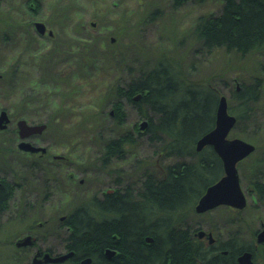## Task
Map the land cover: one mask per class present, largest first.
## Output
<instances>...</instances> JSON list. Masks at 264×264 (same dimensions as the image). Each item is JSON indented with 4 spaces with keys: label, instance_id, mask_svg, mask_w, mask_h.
<instances>
[{
    "label": "rangeland",
    "instance_id": "374dc122",
    "mask_svg": "<svg viewBox=\"0 0 264 264\" xmlns=\"http://www.w3.org/2000/svg\"><path fill=\"white\" fill-rule=\"evenodd\" d=\"M26 2L0 0V71L9 70L6 78H0V108H13L16 101L27 99L30 104L26 111L15 114L11 110L10 114L26 122L48 121L40 139L69 159L66 163L57 162V166L41 165L44 168L41 169V188L44 189V173L48 172L57 175L61 184L54 190L48 207L26 209L22 212L23 218L11 211H0V264H16L15 256L19 254L15 255L12 241L29 227L32 217L40 221L54 220L88 197H100L107 188H122L131 182L135 187L139 171L146 168V165L138 168L140 160L153 163L147 167L157 172L175 160L163 157L157 152V145L143 135L122 159L113 160L107 169L101 166L99 155L104 138L122 131L133 133L134 126L139 127L146 119L126 97H114L111 85L125 86L140 67H150L160 57H165L181 70L184 78L215 82L226 95L227 102L237 83H249L254 76L262 78L264 89V51L245 57L223 48L206 51L194 34V24L200 16L221 12V0L188 1L178 10L171 7L170 0H39L36 18L46 20L45 17L50 16L49 22L57 20L53 26L56 28L52 45L55 49L51 48V42H46L48 47L43 50H38L41 41L31 26L33 14L28 17L30 10ZM66 9L68 15H65ZM156 9L162 13L153 15ZM56 13L57 18L54 17ZM60 13L62 16L58 15ZM117 98L123 103L125 112L122 125H116L109 114L112 101ZM263 105L264 91L261 102L254 107V120L235 122L227 134L228 138H240L255 146L253 153L237 163L246 206L235 210L220 205L204 214L189 210L183 226L197 227L198 222L205 226L203 228H208L209 224L223 226V221L232 219L226 229H215L223 232L239 229L247 236L264 218L261 201H257L251 182L254 176L249 171L252 161L261 159L264 162ZM10 131L0 134V146L15 139ZM23 163V157L10 159L7 171L25 177L28 171L21 168ZM259 169L264 177V163ZM66 173L73 174V179L66 181ZM116 178L121 182L116 183ZM79 179H83L82 182ZM56 225L50 222L41 228L40 235L45 238L38 240L37 246L63 251V242L60 235L55 237V231L64 233ZM25 251V258L30 262L27 254L31 252Z\"/></svg>",
    "mask_w": 264,
    "mask_h": 264
},
{
    "label": "trees",
    "instance_id": "16d2710c",
    "mask_svg": "<svg viewBox=\"0 0 264 264\" xmlns=\"http://www.w3.org/2000/svg\"><path fill=\"white\" fill-rule=\"evenodd\" d=\"M221 1L220 13L200 16L194 24V34L203 48H223L240 57L263 52L264 0ZM237 85L239 88L235 85L229 95L228 111L236 117V123L254 120V107L263 96V80L254 76L251 82ZM110 89L114 97H126L147 123L142 130L135 125L133 133L122 131L104 138L101 166L106 168L113 160L122 159L143 135L157 145L163 157L175 160L159 172L148 169L153 163L140 160L138 168H146L139 171L135 187L131 182L75 205L63 224L71 226L72 235L63 245L65 250H73L74 256L55 264H81L79 260L85 257L91 258L88 264H197L201 254L194 237L197 227L182 223L206 188L223 175L222 161L211 146L196 150V141L214 127L222 92L213 81L184 78L165 57L150 67H140L125 86L116 83ZM136 95L139 97L134 99ZM110 111L113 122L122 125L125 112L120 99L112 101ZM263 163L254 160L249 167L257 201L264 196L258 175ZM115 182L121 181L116 178ZM234 245L235 254L243 249ZM106 249L115 253L108 257ZM15 255L16 264H31L20 250L16 249Z\"/></svg>",
    "mask_w": 264,
    "mask_h": 264
},
{
    "label": "flooded vegetation",
    "instance_id": "af4514ba",
    "mask_svg": "<svg viewBox=\"0 0 264 264\" xmlns=\"http://www.w3.org/2000/svg\"><path fill=\"white\" fill-rule=\"evenodd\" d=\"M188 1H196V0H170V3H171V7L174 10L175 9L178 10L181 5L184 6L186 3H188ZM26 4L30 10L28 13V17L29 16L31 17V15H29L30 13L33 14V18H31L30 20L31 26L33 27L35 34L39 37V40L41 41L38 50H43L44 48H47L48 43L46 42H51V48L55 49V47L52 45L54 44L53 39L56 38V28L53 26L54 24H57V20H53L52 22H49L50 16L45 17L46 20L43 18L40 19L36 18V15H39L38 12L39 0H27ZM157 10L158 9H156L153 12H155L156 14L162 13L160 10L158 11ZM26 14L27 12L25 13L24 16H27ZM68 14H69L68 9H66L65 15ZM58 15L62 16L61 13ZM54 17L57 18V13L54 15ZM39 23L41 24V26H37V24ZM92 23L94 24V22ZM23 26H25V23H23ZM8 71L6 70L0 71V78L2 79L6 78L5 75L8 74L7 73ZM236 88L237 89L239 88L237 84H236ZM21 100L22 102L20 103L16 102L13 108H7V109L6 107L0 108V112L2 110H5L8 115V122L6 124V127L0 129V134H4V132H8L11 130L10 132L15 136L14 140L6 141L4 146H0V162L1 164H3L2 166H0V195L2 197L0 199V211L14 212L15 216L19 215L18 218H23L24 213L22 212H24L26 209L33 211V210L41 209L42 205L48 207L49 204L52 203L51 198L55 193L54 190L55 189L58 190L56 187H58V185H61L57 175H53L51 172H48V173H44V175L46 176L43 183L44 189L41 188V169H44L43 166L41 165L50 164L57 166V162L66 163L69 159L65 153H57L56 151L53 150V148L50 145H48L49 143L40 139L42 137V134L45 132V130L48 127V121L46 120L44 121L45 127L42 130L38 132L37 131L33 132L24 138L20 137L17 131V120L21 118L19 117L17 119H14L13 116L10 114V112L11 110L14 111L13 113L27 110L28 105L30 103H27L28 101L27 99H21ZM110 113H112V111H110ZM13 122H14V126L12 127L11 124ZM27 123L29 125H37V124H42L43 122L27 121ZM22 141L28 142L31 146H34L37 149H31L24 146H20ZM20 157H23L25 159V163H23V165L21 166V168L23 167L25 168L24 169L25 172L28 171L25 177L23 175H20L19 173L14 174V173H9L7 171L8 169L7 163L10 161V159L14 160V158H20ZM258 175L260 177V182L262 183L264 189L263 173ZM65 179L66 181H70V179H73V174L66 173ZM82 180L83 179H79V182H82ZM251 182L252 185L254 186V178L253 180H251ZM34 183L36 184V187L33 186ZM115 190H116V186H114L113 188H107L106 190L101 192V195L105 193L114 192ZM256 191L257 190L255 188V192ZM19 192L22 193V195H20ZM17 193H19V195ZM259 205L264 214V200H262L259 203ZM231 208L235 210H241V209H236L234 207ZM72 209L73 208H71L70 211ZM212 209L206 210L204 212H197V214H204ZM67 214L68 212L56 216L54 220L46 219V221L44 220L40 221L33 217L31 219L29 218L30 219L28 224L29 227L23 233H21L18 239L30 235L35 238L34 241L32 242V244H27L24 246H16V241L18 240L16 239L12 241V244L15 246L16 249L20 250V252L25 253L26 252L25 250L29 249L31 254L28 252L29 254L27 255L30 258V262L32 260V257L37 253H38V257L41 258L44 252H49L51 255L67 252V250H65L64 245L62 252H54L53 247L41 248L37 246V241L40 239L43 240L45 238L44 236L42 237L40 235L41 228L46 227L50 222H56L57 223L56 226L59 228V230H63L64 235L61 233H57L55 231V237L60 235V241L63 242V244L65 238L71 237L72 235L71 226L63 225L66 217L68 216ZM223 222H225L223 226L220 224L217 226H212L213 224H209L207 226L208 228H203L205 226H201L200 222L197 223V232L203 230L205 231L206 234L207 233L212 234L211 237L212 240L210 241L209 237H207L206 234L203 236H198V235L196 236L194 233V237L197 239V249L201 250L200 259H197V264H209L211 262L216 263L218 261L222 262L220 264H223V262L225 264H243L239 262L238 257L245 251L250 253L251 264H264V241L260 242L257 239L258 233L264 228V218L258 221L257 227H254L253 230L249 231L247 236H245L243 232L240 231L239 229H234V230L232 229L228 231L226 230L225 232L221 231L220 229L216 230L215 227L217 228L224 227L226 229L227 223L232 224L233 220L227 219L226 221ZM248 227L249 225L248 226L245 225V228ZM241 233L243 235H241ZM234 243H236L238 247H243V249L240 252H237L236 254L234 252L235 250ZM222 256L226 258H222ZM81 260L82 259L79 260V263H81Z\"/></svg>",
    "mask_w": 264,
    "mask_h": 264
},
{
    "label": "water",
    "instance_id": "95a60500",
    "mask_svg": "<svg viewBox=\"0 0 264 264\" xmlns=\"http://www.w3.org/2000/svg\"><path fill=\"white\" fill-rule=\"evenodd\" d=\"M41 26V24H37ZM139 95H136L134 99H137ZM8 122V115L5 110L0 112V129L5 128ZM236 117L228 111L227 97L225 94H221L219 97L218 105L215 113L214 127L203 134L196 141V150H201L204 146L209 145L217 153L222 161L223 175L213 184L209 185L205 192L200 196L194 206L195 212H204L212 209L218 205H228L236 209H243L247 204V199L244 191L241 189L237 163L243 158L249 156L254 150V144L245 141L240 138H228L227 134L234 126ZM147 120L144 119L139 124V129H144ZM45 127V124L29 125L25 119L21 118L17 120V131L21 138L28 136L33 132H38ZM20 146H24L31 149H37L31 146L28 142L22 141ZM109 191V190H107ZM205 231H196L195 235L203 236ZM210 241L212 240V234L207 233ZM34 237L27 235L16 241V246H24L32 244ZM258 241H264V228L258 233ZM147 241L151 240V237H146ZM115 251L106 249L105 254L111 257ZM74 255V251L51 255L49 252H44L42 257H38V253L32 257V264H46V263H61L71 258ZM239 262L251 264L250 253L245 251L238 257ZM91 261L90 257H85L81 260L82 264H88Z\"/></svg>",
    "mask_w": 264,
    "mask_h": 264
},
{
    "label": "bare ground",
    "instance_id": "6f19581e",
    "mask_svg": "<svg viewBox=\"0 0 264 264\" xmlns=\"http://www.w3.org/2000/svg\"><path fill=\"white\" fill-rule=\"evenodd\" d=\"M70 251V250H69Z\"/></svg>",
    "mask_w": 264,
    "mask_h": 264
}]
</instances>
